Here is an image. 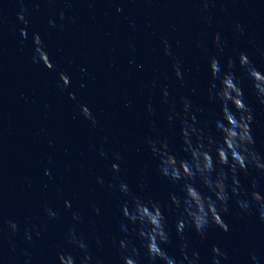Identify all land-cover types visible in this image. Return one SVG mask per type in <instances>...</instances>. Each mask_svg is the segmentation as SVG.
Wrapping results in <instances>:
<instances>
[{
	"label": "water",
	"instance_id": "1",
	"mask_svg": "<svg viewBox=\"0 0 264 264\" xmlns=\"http://www.w3.org/2000/svg\"><path fill=\"white\" fill-rule=\"evenodd\" d=\"M37 35L52 69L40 60ZM0 49L61 83L64 73L68 87L200 173L218 149L221 159L225 147L239 158L247 140L243 121L217 124L228 116L221 109L233 77L252 115L249 148L264 166V96L239 61L245 53L264 79V0H0ZM231 180L228 173L237 206L253 190L264 196V170L254 165L239 174L235 195ZM239 208L264 229V207Z\"/></svg>",
	"mask_w": 264,
	"mask_h": 264
},
{
	"label": "clouds",
	"instance_id": "2",
	"mask_svg": "<svg viewBox=\"0 0 264 264\" xmlns=\"http://www.w3.org/2000/svg\"><path fill=\"white\" fill-rule=\"evenodd\" d=\"M19 19L23 21L25 25H27V21L24 20V17L22 15L19 17ZM22 34H24L23 30ZM34 44L37 46L41 62H43L47 68L52 69L53 65L50 63L46 52L43 51V45L38 35L34 37ZM239 61L242 66H246L248 68V77L252 81V86L255 92L260 96H264V79H258V77L261 76V72L251 64L247 55L243 52L239 55ZM213 65L218 68V61L213 59L210 64V68ZM231 66L232 61H229V67ZM60 79L63 82L64 86H67L70 82L69 78L64 73H60ZM232 82L234 86L233 90L229 93L228 100L224 103L221 109L222 113L226 110L228 116H221L222 119L218 121L217 124H224L225 127H232L233 124L243 121L242 130H246L247 140L244 143L243 149L238 150L239 158L233 157L231 155L232 150L225 147V158L221 159L220 150L218 149L215 161L213 162L211 168L207 167V162L205 163L204 173H200L199 170L196 169H191L189 170V172H184L183 168H181L179 169V171L181 172V175L179 177L172 176V179L174 180H183L185 178L187 179L188 183L185 185V201H191V204L194 205V207H189V205L185 203V213L187 214V216L186 219L179 220L177 222V233H181L185 228L191 227L197 232V234L204 236L210 224H215L220 229L227 232L229 230L228 225L224 222L223 217L220 215V213L228 212L227 201L229 200L230 196L226 182L227 174H231V183L234 186L232 194L235 195V188L239 187L238 176L240 173L247 174V168L251 165H254L257 170H264V166L261 165L259 157L249 148V145L254 143V139L251 137V129L248 123L252 120L251 112L244 102L243 90L238 87V84L233 79V77ZM229 103L231 104V108H228ZM83 111L85 114H88L89 112L86 107L83 109ZM93 123H95V120H93ZM233 135H236V133L234 132ZM206 154L211 160V153ZM217 166L225 171H217ZM116 167V165H113L114 169ZM197 172L200 174L203 184L214 191L215 201L205 198L195 186ZM210 173L215 174L214 183H210L208 180V174ZM252 187L253 189H255L256 186L253 185ZM122 190H126V188L122 187ZM193 191L196 192L200 197L199 203H197L192 197L191 193ZM171 202L177 207L180 206V201L177 200L175 196L171 197ZM252 202H254L259 207H264V196H261L259 192L253 190L251 193V200L247 203L238 202V206L242 209H246ZM144 207L147 208V205H145ZM49 215L54 216L55 214L49 212ZM125 219L130 223H138L142 226L147 225L146 228H141L138 236L144 242L145 251L150 258L163 261V264H176L175 258L169 256L165 249L162 247L169 242V233L167 231L166 218L161 213L159 206H153L149 208L147 213L143 215L137 211H135L134 215L127 214L125 215ZM261 219H264V216H262ZM11 227L15 230L16 225L12 224ZM70 242L77 244L81 251H84L85 245L75 239L74 230L73 238L70 240ZM186 247V245H182L180 247L179 251L181 257L184 260H187V264H198V253L193 251L191 253V256L189 257L186 252ZM120 249L123 252H127L128 242L124 240L120 241ZM138 255V251L135 248H132L131 256L125 255L123 257L124 264H138V261L136 259ZM212 255V264H220L221 258H227L225 253L221 252V250L216 246H213L212 248ZM251 258L253 261L257 259L255 255H253ZM59 260L61 264H65V261H70L71 264H75V258L66 259L63 254L59 255ZM88 260L89 257L85 255L81 260V264H88Z\"/></svg>",
	"mask_w": 264,
	"mask_h": 264
}]
</instances>
